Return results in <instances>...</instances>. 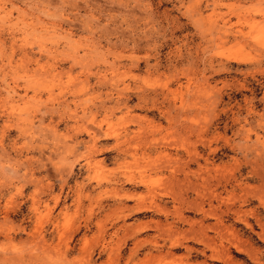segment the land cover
<instances>
[{"label":"rangeland","instance_id":"obj_1","mask_svg":"<svg viewBox=\"0 0 264 264\" xmlns=\"http://www.w3.org/2000/svg\"><path fill=\"white\" fill-rule=\"evenodd\" d=\"M0 264H264V0H0Z\"/></svg>","mask_w":264,"mask_h":264},{"label":"bare ground","instance_id":"obj_2","mask_svg":"<svg viewBox=\"0 0 264 264\" xmlns=\"http://www.w3.org/2000/svg\"><path fill=\"white\" fill-rule=\"evenodd\" d=\"M203 171H204V170H203ZM191 172H192V171H191ZM185 175H186V178L189 176V175L187 176V174H185ZM197 175H198V174H197ZM134 182H136V181H133V183H134ZM131 184H132V183H131ZM136 185H137V184H136ZM134 195H135V194H134ZM134 195H133V196H134ZM133 196H132V197H133ZM156 207H157V205H156ZM192 207H193V206H192ZM198 207H199V206H198ZM143 208H144V207H143ZM148 208H150V207H148ZM202 208H203V207H202ZM140 210H141V208H140ZM202 210H203V209H202ZM207 211H208V209H207ZM222 214H223V213H222ZM217 216H218V215H217ZM184 219H185V218H184ZM226 229H227V228H226ZM173 230H174V229H173ZM199 233H200V232H199ZM206 233H207V232H206ZM206 233H205V234H206ZM203 234H204V233H203ZM233 237H234V236H233ZM203 241H204V240H203ZM240 241H241V240H240ZM207 243H208V242H207ZM187 248H188V247H187ZM188 249H189V248H188ZM225 255H226V254H225ZM227 263H229V262H227Z\"/></svg>","mask_w":264,"mask_h":264}]
</instances>
